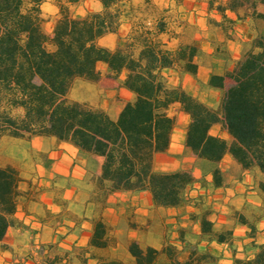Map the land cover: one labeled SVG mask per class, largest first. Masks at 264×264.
I'll list each match as a JSON object with an SVG mask.
<instances>
[{"label":"trees","instance_id":"1","mask_svg":"<svg viewBox=\"0 0 264 264\" xmlns=\"http://www.w3.org/2000/svg\"><path fill=\"white\" fill-rule=\"evenodd\" d=\"M46 1L0 0V142L3 137L27 141L54 137L72 143L88 161L102 158L97 187L104 203L115 193L147 191L158 207H196L202 195L188 193L195 183L204 190L231 185L229 172L221 167L227 155L241 170L234 179L242 182L244 174L250 173L254 188L264 195V0H208V13H216L210 14L208 24L221 29L225 37L216 46V56L228 65L232 58L228 43L241 45L231 69L201 82L207 89L222 92L216 107L189 93L181 82L173 85L170 81L169 71L179 73L180 78L198 75L196 59L204 52L196 41L176 48L152 37L144 38L138 48L130 40L115 49L101 45L100 38L118 33L120 4L125 0H98L101 10L79 17H72L59 4L60 16L50 35L43 28ZM241 23L247 25L250 38L233 35ZM158 31L164 28L158 26ZM99 63H105L108 76L133 94L116 119L101 107L66 99L77 79L101 78ZM226 78L233 80L228 88ZM174 104L190 117L185 146L196 156L198 177L190 168L155 169L156 156L169 150L177 125V118L169 114ZM216 125L231 142L211 132ZM21 181L15 166H0V242L10 228L20 224L16 213L25 195ZM256 208L260 212L250 218L236 212L235 222L221 227L203 214L196 236L208 244L226 245L231 264H264V242L257 240L263 230L259 222L264 221V206ZM238 225L246 228L242 234L235 232ZM110 229L102 218L97 219L90 246L106 248ZM129 253V261L93 254L91 258L95 264L155 263L135 241ZM217 258L205 249L185 260L171 258V264H204Z\"/></svg>","mask_w":264,"mask_h":264},{"label":"rangeland","instance_id":"2","mask_svg":"<svg viewBox=\"0 0 264 264\" xmlns=\"http://www.w3.org/2000/svg\"><path fill=\"white\" fill-rule=\"evenodd\" d=\"M197 1L202 2L205 5L203 9L208 11L206 7L208 0H125L120 4L122 17L115 40L103 38L99 39V43L115 49L118 45L124 44L126 40H130L134 41L138 48L144 38L152 37L170 48H176L181 43L191 41L209 47L211 41L203 35L202 26L199 24L200 21L202 22V19H200L202 12L196 13V11H202V9L194 8ZM46 2L43 6V28L50 35L53 33L54 25L60 16L59 4L65 5L72 17L85 16L89 12L99 11L102 8L98 0H79L71 3L69 0H47ZM210 14L216 15L215 12H212L208 13V17L211 16ZM158 26L164 28V31L159 32ZM210 28L219 39L224 38L221 29L213 26H210ZM232 33L236 39L241 37L248 39L251 36L247 25L237 27ZM240 48L239 42L230 43L229 53L232 58L228 65L226 62L215 59V57L200 56L196 61L201 65V72L196 77L189 74L183 75L180 78L182 86L205 103L216 107L222 92L207 89L203 87L201 82L205 83L210 70L222 73L226 68L231 69L238 58ZM208 67H210V70ZM98 69L103 78L108 76V72L101 64L98 65ZM169 75L171 83H180L179 73L169 71ZM118 83L113 78L111 84H101V80L77 79L66 99L86 102L93 107H100L102 103H109L114 99L128 101ZM232 84L233 80L227 78L226 87L228 88ZM104 89L116 91V94L110 98ZM169 114L177 118L179 126L188 123V119H186L178 104L171 106ZM211 132L224 137L228 142L232 141V138L219 125L214 126ZM59 144H62V142L54 137L39 136L30 141L3 137L0 142V166L10 164L19 170L22 179L20 188L23 192L26 193L27 189L31 187L36 190L38 184L35 183V173H39L38 169L45 170L42 165L44 162V152L42 151H51L57 148ZM156 163H159L158 167L169 171L174 167H183V165H192L191 170H199L196 166V156L187 148L180 154L168 152L167 155L159 158ZM87 164L90 171L88 170L89 172L83 178L75 181L79 192L75 201L77 211L81 213L85 205L84 213L96 220L102 218L108 224L114 222V217H117L122 226L128 224L132 227V230L124 233L127 239L120 241L113 236L111 233L112 226H110L108 246L100 249L94 248L92 251V254L97 256L116 257L123 261H129L131 260L129 245L135 241L149 255L154 257V264H171V258L174 257L185 260L188 256L198 255L205 249L217 253L220 259L209 260L204 264H231L232 258L228 247L223 248L224 246L208 244L206 241H200L196 236V233L200 230V216L208 214V217L214 220L218 227H221L224 224H233L236 212L245 213L250 218L253 213L260 212L256 208L257 205L263 204L264 206V195H259L258 190L254 188V179L250 173L244 174L242 182L234 179L235 176L241 173V170L229 155L222 160L221 167L229 172L232 180L231 185L219 191L209 189L205 190V193H199L198 195L202 196L195 203L196 207L194 205H182L177 208L158 207L153 202L148 201L143 192L126 196L113 195L112 202L104 203L103 195L97 187L96 167L98 162L90 159ZM24 175L27 177L33 176L24 178ZM201 189L203 188L200 184L195 183L189 188L188 193L190 196H195V193ZM93 199L95 203L89 204V200ZM116 199H121V202H115ZM106 203L111 206L116 203L121 205L119 209L122 211L121 214L117 213V216H108V218L102 217L101 208H104ZM259 226L264 227V221L259 222ZM243 229L245 228L238 225L235 232L242 234ZM263 231L264 229L258 235L257 240L259 242L264 241ZM182 235L185 242L181 241ZM91 262L95 263V260Z\"/></svg>","mask_w":264,"mask_h":264},{"label":"crops","instance_id":"3","mask_svg":"<svg viewBox=\"0 0 264 264\" xmlns=\"http://www.w3.org/2000/svg\"><path fill=\"white\" fill-rule=\"evenodd\" d=\"M46 3L47 2L43 3L42 8ZM195 5L194 8L202 9V11H196L197 14L202 12L200 18L202 22H199L202 26V33L211 41L209 47L199 45L204 52L203 55L215 57V59L219 61L226 62L225 59L215 54L216 46L221 44L225 37L219 39L216 33L212 32L208 24V11L203 9L205 5L200 1H197ZM244 25L245 24L242 23L238 24L235 29ZM116 35L117 33H109L100 38V40L103 38L115 40ZM231 42L234 41H230L228 46H230ZM100 44L106 46L103 43ZM198 59L199 58H197V60ZM99 64L109 73V68L105 63ZM208 69L210 70V67H208ZM200 72L201 65L199 64L198 74ZM213 73L216 72L212 70L209 71L205 83L209 81ZM100 80L101 84L112 83V78L108 76H104V78L101 76L98 81ZM172 84L177 85L178 83ZM118 86H120L119 83ZM120 89H122V93H124L128 101L133 98L132 92L122 87ZM104 90L110 98L116 94V91L109 89ZM128 101L114 99L109 103H102L100 107L106 109L110 116L112 115V118L116 119L121 109ZM183 113L189 123V115L184 111ZM188 123L184 126L176 125L172 132V141L169 150L165 153L158 154L155 159L156 162L162 156L167 155L168 152L180 154L186 149L185 137ZM42 152H44V162L42 165L45 170L42 171L38 169L39 173H35V183L38 184L36 190L38 191L34 190L33 187L28 188L25 196L21 199L16 213L20 224L10 228L4 240L0 242V264H95L96 260L95 263L91 262L94 260L91 258L94 248L90 246V241L96 219L84 213L85 205L81 213L77 211L75 206L77 193L79 194L75 181L79 178H83L85 174L90 171L87 164L88 160L80 153L79 149L70 142H62L57 148L51 151L43 150ZM96 160L98 162L96 167V174L98 176L101 173L102 158L98 157ZM156 162V170L169 171L165 168L158 167L159 163ZM182 168H192V165L174 167V169L170 171ZM193 173L197 177L200 176L199 170L194 169ZM32 176L33 175L27 177L24 175V178H31ZM221 189L223 188L217 189L216 191ZM141 192L146 195L148 201L153 202L149 192ZM205 192L204 189L198 190L195 196ZM136 193L137 192L115 193L108 196L106 202H112L114 196L135 195ZM115 202H121V199H116ZM90 203H95L94 199L91 201L89 200V204ZM120 207L121 205L117 203L114 206L107 205L106 203V206L104 205V208H101L102 217L108 218V216H117V213L121 214L122 211L119 210ZM113 221L112 223H108L109 226H112L111 233L113 236L120 241L126 240L127 238L124 233L132 230V227L128 224L122 226L117 217H114ZM261 229H264V227H261ZM243 230L245 231L246 228ZM211 244L227 248L226 245H221L216 242H212ZM214 254L217 255V253Z\"/></svg>","mask_w":264,"mask_h":264}]
</instances>
